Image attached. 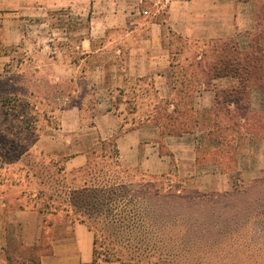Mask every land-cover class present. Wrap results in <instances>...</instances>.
I'll use <instances>...</instances> for the list:
<instances>
[{"label":"crops","instance_id":"crops-1","mask_svg":"<svg viewBox=\"0 0 264 264\" xmlns=\"http://www.w3.org/2000/svg\"><path fill=\"white\" fill-rule=\"evenodd\" d=\"M229 44L241 56L264 50V0H0V81L14 85L12 96L44 102L59 90L58 107L45 111L59 125L47 122L32 148L68 173L113 142L124 170L202 176V151L222 146L210 139L216 91L241 86L208 74L209 53ZM249 81L250 111L264 113L262 80ZM165 113L177 132L163 134ZM24 246L36 254L27 264L94 261L88 226L12 191L0 197V247L12 257Z\"/></svg>","mask_w":264,"mask_h":264},{"label":"rangeland","instance_id":"rangeland-1","mask_svg":"<svg viewBox=\"0 0 264 264\" xmlns=\"http://www.w3.org/2000/svg\"><path fill=\"white\" fill-rule=\"evenodd\" d=\"M70 25L86 26L84 22L73 21ZM220 47L225 49V53L231 59H236L231 44L227 47L219 45ZM220 52H210L209 56L214 59ZM256 52L253 54L252 51H248L242 57L247 63L253 57L260 60L259 65L264 75L261 65L263 54L257 50ZM7 86L10 90L6 89ZM13 86L12 83L0 81V197L13 191L14 194L26 195L28 200H32L35 204L37 202L41 207L51 203L49 198L53 195L56 205H62L66 200L64 175L70 176L79 170L70 173L61 172V168H64L62 159L52 158V154L46 155L32 148L33 142L47 122L53 127H58V115L54 118V115L46 114L45 111L55 110L58 107L60 102L57 99L61 98L60 92L54 90V87L47 89L48 96H52L53 99L50 97L44 102L38 95L25 98L8 94V91L13 90ZM234 111L236 112L235 108L229 110L228 106H222L221 118L224 129L229 127V130L225 131L226 134L224 133L227 139L226 142L221 141L222 132L218 129L211 132L210 139L217 140L222 146L205 148L202 151L205 154L200 161L202 176L180 178L176 172L160 177L136 172L130 174V177L126 175L124 181L127 182L160 181L165 191L174 190L179 186V193L191 199L214 194L232 196L225 195L221 199H211L212 203L208 207H200L198 200L190 204L191 209L181 204L176 209L172 205H163L158 211V216L160 225L164 229L159 233L157 241H154L155 235H149L145 230L131 237L123 233L119 235L121 242L126 239L142 242L132 251L141 259V264H192V262H184V257L189 256L192 259L197 255L194 252L187 255L186 249L182 248L181 240L186 239L188 243H196L201 238L213 240L217 238L218 231L228 233L222 236L227 243L224 250L226 256L234 255L241 259L264 256V160H262L264 113H253L245 105L239 112ZM237 124L239 125L236 126ZM236 129L239 130L238 133ZM253 135L257 138L254 143L258 144L255 151ZM257 156H260L261 160L258 161ZM110 161L107 148L105 151L99 150L97 155H91L89 162L92 171L104 178L113 176L107 167ZM215 166L221 168L225 175H216ZM68 178L72 180L71 176ZM222 186L226 187L221 188ZM252 217L256 219L250 221L249 218ZM203 218L206 223L203 222ZM235 238L237 240L233 241ZM237 246L238 249H234ZM26 247L18 248V251L16 250L12 257H9L7 263L0 253V264H27L30 258L36 257V254ZM98 250L100 253H106L103 240L100 241ZM256 262L252 264H264ZM241 264L249 263L243 261Z\"/></svg>","mask_w":264,"mask_h":264},{"label":"trees","instance_id":"trees-1","mask_svg":"<svg viewBox=\"0 0 264 264\" xmlns=\"http://www.w3.org/2000/svg\"><path fill=\"white\" fill-rule=\"evenodd\" d=\"M220 48L219 51H216L218 53L221 51L219 55L215 56L214 59L216 61L209 66V77L212 79L234 77L240 81L241 85L239 88L216 91L215 108L210 113L215 118V129L222 132L220 133L221 141L226 142L225 131L227 132L229 127L224 129L223 119L221 118L222 106H228L229 110H231V105L234 104L235 113L243 109L244 105L250 110V90L253 82L249 80L254 76L261 78V86L264 87V75L259 65L260 60L258 61V59L253 57L247 63L244 57L239 55L234 48L232 49L235 51L236 59H231L225 53V49L223 47ZM257 51L262 54L264 52L263 49H257ZM252 52L253 54L257 53L256 50ZM245 75H247V78H245ZM164 115V118L160 119L163 134L177 132L170 121L171 117L167 113ZM238 132L239 130L236 129V133ZM113 145V142L103 143L102 150L105 151L108 148L110 151L111 147L114 149ZM96 154L94 153V155ZM115 154H117L116 149ZM110 158L111 161L107 167L113 176L101 178L97 172L92 171V165L89 162L85 168L70 175L72 180L68 178L70 176L64 175L66 180L64 186L66 200L63 201L62 205L57 206L52 195L49 198L51 203L40 207L42 212L52 210L71 212L77 221L88 226L94 233V261L92 264H101L102 262L141 264V259L136 257L137 255L135 256L132 251L137 248L136 245L142 242H135L131 239L121 242L119 235L123 233L126 234L125 236L131 237L135 233L145 230L149 235H155L154 238L156 237V239L154 241H157L159 233L164 229L160 225L158 216V211L163 205H172L176 209L181 204L187 209H191L190 204L194 203V200L199 201L200 207H208L212 203L211 199H221L225 195L232 197L229 194H224V196L214 194L213 196L201 195L191 199L179 193V186L175 187L174 190L165 191L160 181L148 182L141 180L138 183H134V181L127 182L124 181L126 175L130 177V174L135 172L124 170L112 155ZM60 171L64 172L65 168H61ZM77 182L79 183L77 184ZM252 219L255 220L256 218H249L250 221ZM203 222L206 223L207 221L203 218ZM216 234V239L201 238L196 243H188L186 239H182V248L186 249L185 253L188 255L190 252H194L197 255L192 257V259L189 256L187 258L184 257V262H192V264H241L246 261L252 264L258 260L256 263H264V256H256L255 258L250 256L242 258L243 261L240 257L234 255L226 256L224 250L227 243L222 236L228 233L218 231ZM101 240H103V244H105L107 249L106 253H100L98 250ZM236 240L237 238L233 239V241ZM123 247L126 249H121ZM234 249H238V246ZM0 253L1 257L3 256L2 259L7 263L10 256L1 247Z\"/></svg>","mask_w":264,"mask_h":264},{"label":"built area","instance_id":"built-area-1","mask_svg":"<svg viewBox=\"0 0 264 264\" xmlns=\"http://www.w3.org/2000/svg\"><path fill=\"white\" fill-rule=\"evenodd\" d=\"M145 14L147 15L148 13H147V12H145Z\"/></svg>","mask_w":264,"mask_h":264}]
</instances>
